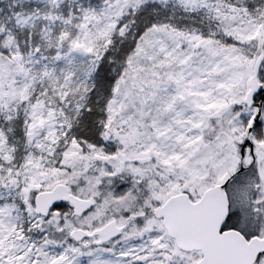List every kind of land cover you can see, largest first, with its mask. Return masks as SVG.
Masks as SVG:
<instances>
[{
    "label": "snow or ice",
    "instance_id": "snow-or-ice-1",
    "mask_svg": "<svg viewBox=\"0 0 264 264\" xmlns=\"http://www.w3.org/2000/svg\"><path fill=\"white\" fill-rule=\"evenodd\" d=\"M0 264H264V0H0Z\"/></svg>",
    "mask_w": 264,
    "mask_h": 264
}]
</instances>
